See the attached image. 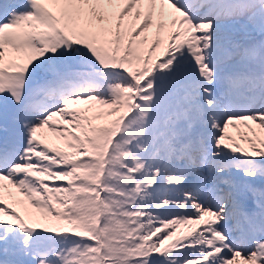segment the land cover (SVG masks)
I'll return each instance as SVG.
<instances>
[{
	"label": "snow or ice",
	"instance_id": "1",
	"mask_svg": "<svg viewBox=\"0 0 264 264\" xmlns=\"http://www.w3.org/2000/svg\"><path fill=\"white\" fill-rule=\"evenodd\" d=\"M0 264H264V0H0Z\"/></svg>",
	"mask_w": 264,
	"mask_h": 264
},
{
	"label": "rangeland",
	"instance_id": "2",
	"mask_svg": "<svg viewBox=\"0 0 264 264\" xmlns=\"http://www.w3.org/2000/svg\"><path fill=\"white\" fill-rule=\"evenodd\" d=\"M181 230H184L183 228H181Z\"/></svg>",
	"mask_w": 264,
	"mask_h": 264
}]
</instances>
